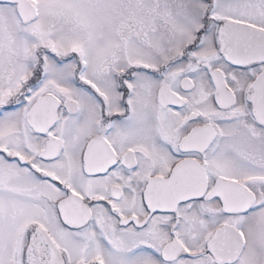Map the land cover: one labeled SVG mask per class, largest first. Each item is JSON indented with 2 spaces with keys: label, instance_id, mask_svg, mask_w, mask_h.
I'll use <instances>...</instances> for the list:
<instances>
[{
  "label": "snow or ice",
  "instance_id": "1",
  "mask_svg": "<svg viewBox=\"0 0 264 264\" xmlns=\"http://www.w3.org/2000/svg\"><path fill=\"white\" fill-rule=\"evenodd\" d=\"M0 264H264V0H0Z\"/></svg>",
  "mask_w": 264,
  "mask_h": 264
}]
</instances>
